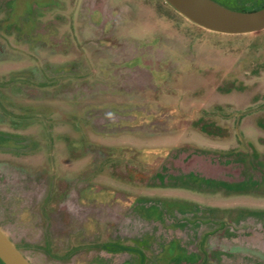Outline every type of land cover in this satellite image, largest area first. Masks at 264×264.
Masks as SVG:
<instances>
[{
	"label": "rangeland",
	"instance_id": "374dc122",
	"mask_svg": "<svg viewBox=\"0 0 264 264\" xmlns=\"http://www.w3.org/2000/svg\"><path fill=\"white\" fill-rule=\"evenodd\" d=\"M0 226L33 264H264V28L0 0Z\"/></svg>",
	"mask_w": 264,
	"mask_h": 264
},
{
	"label": "water",
	"instance_id": "95a60500",
	"mask_svg": "<svg viewBox=\"0 0 264 264\" xmlns=\"http://www.w3.org/2000/svg\"><path fill=\"white\" fill-rule=\"evenodd\" d=\"M202 27L222 33H248L264 28V7L240 11L215 0H168ZM0 259L4 264H33L0 226Z\"/></svg>",
	"mask_w": 264,
	"mask_h": 264
},
{
	"label": "crops",
	"instance_id": "0c3cea01",
	"mask_svg": "<svg viewBox=\"0 0 264 264\" xmlns=\"http://www.w3.org/2000/svg\"><path fill=\"white\" fill-rule=\"evenodd\" d=\"M142 254V256L144 255V253H138L139 256L135 257V259H138L139 257H141L140 255ZM135 264H138L137 262Z\"/></svg>",
	"mask_w": 264,
	"mask_h": 264
},
{
	"label": "trees",
	"instance_id": "16d2710c",
	"mask_svg": "<svg viewBox=\"0 0 264 264\" xmlns=\"http://www.w3.org/2000/svg\"><path fill=\"white\" fill-rule=\"evenodd\" d=\"M262 7H264V5L262 6ZM261 8V7H260ZM2 261V260H1Z\"/></svg>",
	"mask_w": 264,
	"mask_h": 264
}]
</instances>
